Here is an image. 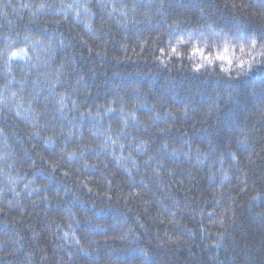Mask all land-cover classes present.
Returning a JSON list of instances; mask_svg holds the SVG:
<instances>
[{"label":"trees","instance_id":"obj_1","mask_svg":"<svg viewBox=\"0 0 264 264\" xmlns=\"http://www.w3.org/2000/svg\"><path fill=\"white\" fill-rule=\"evenodd\" d=\"M250 37L264 0H0V264H264Z\"/></svg>","mask_w":264,"mask_h":264},{"label":"snow or ice","instance_id":"obj_2","mask_svg":"<svg viewBox=\"0 0 264 264\" xmlns=\"http://www.w3.org/2000/svg\"><path fill=\"white\" fill-rule=\"evenodd\" d=\"M249 39H250L251 45H252L251 50H249V52L247 53V55L249 57H251V59L249 61H247V63L249 64V69L245 70V68H244L245 61L239 60V63L237 64V66L241 69L240 75H244V74H246L247 71H250L251 67L253 65V62L264 63V61L257 60V57L264 56V45H260V48H261L260 51H255L256 46H257V40L255 37H250ZM173 51H175V50H173ZM243 52H244V49L241 48V53H243ZM197 54L202 55V53H199L198 51L196 53H194V55H197ZM13 56H16V54L14 53ZM204 58L207 59V57H204ZM216 59L224 60L225 58L223 56H217ZM227 63L229 65V67H231L232 61L228 60ZM223 70H226V69H223ZM262 91H264V88H262Z\"/></svg>","mask_w":264,"mask_h":264}]
</instances>
